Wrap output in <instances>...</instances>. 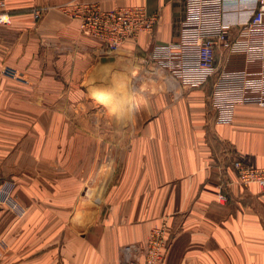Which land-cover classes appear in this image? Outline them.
I'll list each match as a JSON object with an SVG mask.
<instances>
[{"label":"crops","instance_id":"0c3cea01","mask_svg":"<svg viewBox=\"0 0 264 264\" xmlns=\"http://www.w3.org/2000/svg\"><path fill=\"white\" fill-rule=\"evenodd\" d=\"M3 1L0 68L26 83L0 78V182L15 183L26 215L0 206V257L121 264L123 248L166 222L160 264H264V191L238 184L232 167L264 169V109L239 106L216 124L211 85L184 88L149 59L177 39L183 0H79L159 15L108 57L59 11L74 0Z\"/></svg>","mask_w":264,"mask_h":264},{"label":"built area","instance_id":"2783aa9c","mask_svg":"<svg viewBox=\"0 0 264 264\" xmlns=\"http://www.w3.org/2000/svg\"><path fill=\"white\" fill-rule=\"evenodd\" d=\"M184 15L178 23L177 39L157 46L149 59L182 87L199 89L211 85L210 107L219 125L233 122L239 106L264 109V0H183ZM59 11L78 22L82 37L97 43V55L108 57L123 45L135 43L141 34L152 33L159 15L148 14L143 6L103 10L97 3L74 0ZM41 9L33 11L34 20ZM10 24L0 0V26ZM241 56L244 67L227 69L229 59ZM0 78L26 83L15 69L0 68ZM241 186L256 185L264 191V169L232 163ZM15 183L0 182V206L17 219L26 208L15 198ZM218 198L226 201L223 187ZM169 241L168 225L153 226L143 244L123 248L121 264H160ZM142 254L140 262L138 253Z\"/></svg>","mask_w":264,"mask_h":264},{"label":"rangeland","instance_id":"374dc122","mask_svg":"<svg viewBox=\"0 0 264 264\" xmlns=\"http://www.w3.org/2000/svg\"><path fill=\"white\" fill-rule=\"evenodd\" d=\"M229 63L227 64V69L229 68H234L233 65L235 64V61L232 60V58L229 59L228 61ZM244 66V64H243ZM0 264H16L15 263V260H13V258L9 257V258H6V257H0Z\"/></svg>","mask_w":264,"mask_h":264},{"label":"water","instance_id":"95a60500","mask_svg":"<svg viewBox=\"0 0 264 264\" xmlns=\"http://www.w3.org/2000/svg\"><path fill=\"white\" fill-rule=\"evenodd\" d=\"M101 61L102 62H113L114 61V58L113 57L103 58Z\"/></svg>","mask_w":264,"mask_h":264}]
</instances>
